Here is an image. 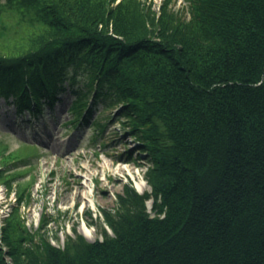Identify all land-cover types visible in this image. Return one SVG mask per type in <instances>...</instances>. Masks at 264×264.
<instances>
[{
	"label": "trees",
	"instance_id": "1",
	"mask_svg": "<svg viewBox=\"0 0 264 264\" xmlns=\"http://www.w3.org/2000/svg\"><path fill=\"white\" fill-rule=\"evenodd\" d=\"M171 1L0 0V101L39 115L70 86L69 127L103 104L151 157V192L124 189L101 239L57 248L12 217L13 264H264V0ZM37 155L0 140L5 163Z\"/></svg>",
	"mask_w": 264,
	"mask_h": 264
},
{
	"label": "rangeland",
	"instance_id": "2",
	"mask_svg": "<svg viewBox=\"0 0 264 264\" xmlns=\"http://www.w3.org/2000/svg\"><path fill=\"white\" fill-rule=\"evenodd\" d=\"M139 1L142 12L149 6L159 15L163 0ZM183 7V0L170 3V8L179 13H186ZM71 89L67 86L56 104H47L39 115L29 112L19 115L13 99L0 101V140L7 144L8 150L24 142L34 143L38 151L36 158L31 157L29 169L26 163H5L0 157V171H4L0 180V250L7 264L13 262L6 255L9 246L4 241L3 230L14 216L30 235L40 231L57 248L64 247L67 236L75 234L94 242L102 238L103 213L116 211L118 197L124 189H133L140 195L151 192L147 182L151 157L144 145L125 129L123 123L127 119L119 110L105 112L104 105L99 104L90 123L72 129L68 122L72 120L71 108L76 97ZM107 115L114 119L100 135L94 122L103 121ZM49 143L56 148L50 149ZM124 163L131 165L134 174L116 170ZM19 181L29 182L23 196H19ZM75 191L77 197L73 196ZM151 204L152 200L149 209ZM41 217L45 224L40 229ZM83 226L92 231V239L80 232ZM106 229L112 234L107 226ZM22 245L32 247V242L24 241Z\"/></svg>",
	"mask_w": 264,
	"mask_h": 264
},
{
	"label": "bare ground",
	"instance_id": "3",
	"mask_svg": "<svg viewBox=\"0 0 264 264\" xmlns=\"http://www.w3.org/2000/svg\"><path fill=\"white\" fill-rule=\"evenodd\" d=\"M49 145V148L50 149H54V148H56V145H52L51 143H49L48 144ZM116 170L118 171V172H121V173H125V172H128V173H130V174H134V172L132 171L133 170V168L131 167V165H128V164H120L119 166H117L116 167ZM77 195H78V192H74L73 193V196L74 197H77ZM88 197H90V195L88 194ZM80 232L88 239V240H90V239H92V237H93V233H92V231L87 227V226H83V227H81V229H80Z\"/></svg>",
	"mask_w": 264,
	"mask_h": 264
},
{
	"label": "built area",
	"instance_id": "4",
	"mask_svg": "<svg viewBox=\"0 0 264 264\" xmlns=\"http://www.w3.org/2000/svg\"><path fill=\"white\" fill-rule=\"evenodd\" d=\"M0 196H1V193H0Z\"/></svg>",
	"mask_w": 264,
	"mask_h": 264
}]
</instances>
